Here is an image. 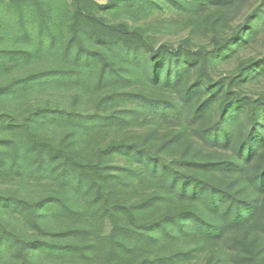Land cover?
<instances>
[{
	"label": "trees",
	"instance_id": "1",
	"mask_svg": "<svg viewBox=\"0 0 264 264\" xmlns=\"http://www.w3.org/2000/svg\"><path fill=\"white\" fill-rule=\"evenodd\" d=\"M71 1L70 35L64 41L61 53L63 58H71L72 65L13 77L0 84V101L49 82L82 83L96 63L100 65L98 86H104L108 81L111 84L120 81L127 87L136 76L143 57L147 60L146 79L151 86L179 89L189 73H194L195 79L180 91V100L172 95L157 96L144 90H118L103 97L96 111L87 116L78 113L76 107L70 110L46 107L35 109L29 117L17 122L13 116L0 112V128L7 127L17 135L12 139H0V167L22 172L21 159L27 153L23 149L27 142V147L36 154V165L32 170L36 179L56 175L64 185L75 181L77 187L87 182L94 188L103 213L111 221L108 247L113 255L123 248L129 249V245L157 244L162 235L170 240L191 237L199 245L141 263L182 264L197 257L203 245L219 243L227 236L231 245L238 249L242 263L264 264V95L249 90L264 77V39L260 42L264 34V0H258L251 9H246L232 23L228 33L220 27L238 0H165L190 19V27L178 45L156 46L149 41L145 28L131 27L126 23L110 24L96 11L124 3L134 14L140 15L154 7H162V0H110L105 6L93 0ZM0 2L3 9L19 12V35L23 44L17 49L3 47L4 33L0 34L2 74L12 66L29 62L45 42L50 44L49 47H55L59 34L53 0ZM32 11L38 16L34 34L36 43L31 36V25L25 18L26 12ZM206 11H210L213 17L207 30L210 44L195 47L196 38L201 33L202 14ZM88 39L98 46L90 48ZM31 43L34 44L31 46ZM232 61H236L234 68H230ZM221 68L227 70L218 73ZM107 108H110L109 112L105 111ZM211 112L212 120L205 122ZM141 119L154 126L161 123L174 125L175 129L161 145L163 151L172 149L186 136L185 120L202 124L197 129L196 141H187L182 156L169 163L154 155L146 144L153 139V127L146 134L145 146L132 141H113L99 148L95 161L90 163L81 161L68 147L41 140L35 133L36 125L42 120L73 124L79 133H89L130 126ZM7 144L13 146V154L11 164L6 165L3 145ZM207 145L215 152L205 158L199 156L202 147ZM218 148L231 150V153L220 154ZM117 153L135 154L148 173L144 174L142 164H138L134 169H126L129 173L126 175L135 176L142 172V176L146 175V180L150 178L152 182L157 177L164 181L162 194L151 196L144 202L127 204L121 197L127 186H123L125 181L121 179L124 175L112 174L102 163L105 157ZM164 201L190 203L146 223L144 215ZM5 204L27 211L32 223L42 232L45 231L40 224L41 210L61 211L66 215L73 213L66 199L54 195L35 202L14 195H0V206ZM124 217L128 218L127 222ZM79 233L78 230H68L50 234L53 240H26L0 220V258L10 246L17 248L18 264H35L32 255L36 250L47 255L68 253L88 257L94 245L60 244L55 240ZM223 261L225 258L220 256L213 264H222Z\"/></svg>",
	"mask_w": 264,
	"mask_h": 264
},
{
	"label": "rangeland",
	"instance_id": "2",
	"mask_svg": "<svg viewBox=\"0 0 264 264\" xmlns=\"http://www.w3.org/2000/svg\"><path fill=\"white\" fill-rule=\"evenodd\" d=\"M56 8L53 9L54 19L59 34V42L55 47H49L50 44L45 42L36 56L29 62L21 63L10 67V69L0 74V84L9 81L13 77L24 76L31 72H37L45 68L55 67H70L71 58H63L62 47L64 41L70 35V23L73 15V6L71 0H53ZM100 6L108 5L110 0H93ZM258 0H238L233 6L232 10L226 16L224 22L220 27L223 32H229L230 26L237 18L247 9H251L256 5ZM1 4V2H0ZM162 7H154L148 13L140 15L134 14L131 9L124 5L118 7H110L106 10H97L108 23L120 24L126 23L133 27H142L147 34L149 41L153 45L167 44L178 45L182 40V36L188 31L190 27V19L181 14L180 11L168 4L167 1L162 0ZM203 19L200 27V36L196 38L195 47L205 46L210 44V38L207 37V30L210 28L211 21L213 20L212 13L206 11L203 14ZM26 20L31 25L33 30L34 43H36L35 33L38 27L37 12H26ZM188 28V29H187ZM4 37L2 42L3 47L21 48L23 46L19 35V12L17 10L3 9L0 5V34ZM264 39V34L260 42ZM89 47L96 48L97 43L92 39L87 41ZM259 42V43H260ZM34 43H31L32 46ZM258 44V43H256ZM100 46V45H99ZM121 60L119 59V62ZM146 62L145 57L138 65V72L133 76L132 82L126 84L118 82V84H111L110 81L104 86L97 85L98 76V63L94 65L89 71V75L82 83L74 82H59V83H45L36 85L20 95L8 97L0 101V112H5L17 120L22 121L24 118L29 117L30 113L38 108H59L68 109L76 107L78 113L83 115L93 114L98 108L100 100L106 95L113 94L118 90H144L149 91L157 96L159 95H172L175 98H180V91L191 84L194 79V73H189L185 76L179 89L162 88L159 85H149L146 75ZM236 61H232L230 68H234ZM219 70V69H218ZM217 70V72H218ZM227 68H221L218 73H224ZM128 75V74H127ZM135 79V80H134ZM147 88V89H146ZM172 88H177L172 87ZM255 94L264 95V77L253 84L251 89ZM76 97L78 98L75 101ZM180 100V99H179ZM76 104V105H75ZM106 112L110 108L105 109ZM211 112L204 120L205 122L211 121ZM202 124H191L189 120L184 121L185 137L172 149L162 150L161 145L173 130L172 123H161L152 125L149 122H144L142 119L134 121L130 126L108 128L105 130H97L91 132L79 133L73 124L55 123L50 120H42L35 127V133L41 140H50L56 145L68 147L77 157L83 162H94L96 152L99 148L104 147L108 143L117 140L132 141L144 145L146 134L151 128H155L153 139L146 143L152 150L154 155H158L162 161L169 163L172 160L178 159L185 152L187 141L197 139L196 132ZM175 129V128H174ZM177 129V128H176ZM241 131V129H240ZM241 135V133H240ZM16 132L11 131L9 128H0V139H12L16 137ZM25 142V141H24ZM27 142L24 143L25 156L22 157L23 171L16 173L0 167V195H14L18 198L27 199L28 201L35 202L44 199L48 196H57L67 200V204L73 210L71 214H65L61 211H42L40 217V224L43 227L42 232L31 221L29 213L12 204H5L0 206V220L4 221L8 228L15 231L20 237L26 240H34L38 238L53 240L50 234L65 232L68 230H78L76 236L55 239L60 244H92L94 245L93 251L86 256L70 255L68 253L47 255L41 250H36L33 253L35 264H141L146 260H152L157 256H167L176 252L177 250L191 249L199 243L193 238L176 237L174 240L165 239V236H160V241L152 246L137 243L129 245V249L123 248L113 255L108 247V236L111 231V221L107 214H104L101 207V201L95 197V191L92 186L87 182H83L80 187H77L74 182L70 185H64L54 175H44L41 179H36L32 175V170L36 165V154L32 149L27 147ZM208 146V147H207ZM203 146L202 157H207L214 153L215 150L210 145ZM212 146V145H211ZM6 151V165L11 164L13 146L10 144L3 145ZM220 150V154H230L231 150ZM107 171L112 174H122L125 182V193L121 195L126 199L127 204L140 203L147 200L149 197L156 194H162L165 188L162 180L156 177V181H151L147 176H142V172L135 174V176H127L129 174L126 169H134L138 164H142L136 160L135 154H113L105 157L102 161ZM5 165V166H6ZM58 165V164H57ZM59 166V165H58ZM146 166L141 170L147 172ZM148 173V172H147ZM127 176V177H125ZM146 177V178H145ZM114 189V187H111ZM115 190V189H114ZM117 199V198H116ZM115 199V200H116ZM188 201H175V202H161L154 210L144 215L146 223L154 219H158L163 214L168 212H176L189 206ZM79 212V214H78ZM128 221V218L125 219ZM238 235V234H237ZM203 244V243H202ZM239 251L231 245L227 236L224 237L219 243L203 245L201 253L197 257L192 258L182 264H213L220 256L225 258L222 264H247L242 263L238 256ZM20 261L16 246L8 247L2 258L0 264H18Z\"/></svg>",
	"mask_w": 264,
	"mask_h": 264
}]
</instances>
